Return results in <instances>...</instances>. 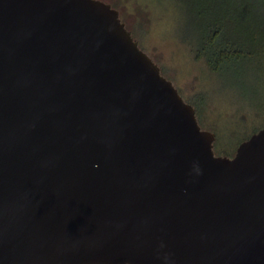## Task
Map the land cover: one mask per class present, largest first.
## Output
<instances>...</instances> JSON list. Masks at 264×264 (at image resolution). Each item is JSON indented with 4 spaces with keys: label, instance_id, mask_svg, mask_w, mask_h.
<instances>
[{
    "label": "water",
    "instance_id": "water-1",
    "mask_svg": "<svg viewBox=\"0 0 264 264\" xmlns=\"http://www.w3.org/2000/svg\"><path fill=\"white\" fill-rule=\"evenodd\" d=\"M103 0H0V264H264V127L216 155Z\"/></svg>",
    "mask_w": 264,
    "mask_h": 264
},
{
    "label": "rangeland",
    "instance_id": "rangeland-1",
    "mask_svg": "<svg viewBox=\"0 0 264 264\" xmlns=\"http://www.w3.org/2000/svg\"><path fill=\"white\" fill-rule=\"evenodd\" d=\"M103 1L119 10L142 50L195 107L202 129L216 134V155H234L264 127V61L214 72L197 55L195 24L179 0Z\"/></svg>",
    "mask_w": 264,
    "mask_h": 264
},
{
    "label": "trees",
    "instance_id": "trees-1",
    "mask_svg": "<svg viewBox=\"0 0 264 264\" xmlns=\"http://www.w3.org/2000/svg\"><path fill=\"white\" fill-rule=\"evenodd\" d=\"M179 1L195 24L197 55L214 72L236 64L263 63L264 0Z\"/></svg>",
    "mask_w": 264,
    "mask_h": 264
},
{
    "label": "flooded vegetation",
    "instance_id": "flooded-vegetation-1",
    "mask_svg": "<svg viewBox=\"0 0 264 264\" xmlns=\"http://www.w3.org/2000/svg\"><path fill=\"white\" fill-rule=\"evenodd\" d=\"M236 152H237V150H236ZM236 152H235V154H234V155H232V156H228V157H234V156L236 155Z\"/></svg>",
    "mask_w": 264,
    "mask_h": 264
}]
</instances>
